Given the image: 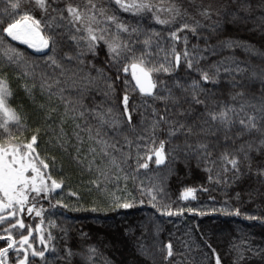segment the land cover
Segmentation results:
<instances>
[{"label":"trees","instance_id":"1","mask_svg":"<svg viewBox=\"0 0 264 264\" xmlns=\"http://www.w3.org/2000/svg\"><path fill=\"white\" fill-rule=\"evenodd\" d=\"M96 2L109 9V14L114 12L130 30L138 27L142 33H160L159 39L153 38L154 43L149 50L150 67L166 62V57L173 59V41L169 38V32L176 31L182 23L194 25L199 21L200 27L196 33L188 30L178 33L180 40L175 42V48L181 54L187 49L194 69L208 70L216 76L215 84H204L200 81L205 88L200 98L207 103L209 110L219 111L223 107H231L239 111L243 103L246 112H254L247 105L259 103L262 89L260 77L264 74V0H152L154 4L162 3L164 7L175 2L186 10L181 18L170 25L156 24L151 13L134 16L132 13L123 12L114 4V0ZM67 3L83 7L86 0H58L60 7ZM208 5L212 6L210 19L199 14L201 6ZM3 6L0 2V8ZM35 15L41 18V13L36 12ZM160 15L161 18H167L169 14L162 12ZM60 23L62 27L53 26V30L58 33L54 55L61 68L48 61V56L53 55L51 49L37 52L0 33V47L11 45L23 53L24 57L20 64L5 67L3 53H0V67H4L7 72L14 92L11 102L13 106L20 108L25 118V130L20 132L13 127L12 132L21 139H30L39 129L37 151L42 158L47 159L53 178L63 181L62 188L52 194L51 203L56 204L60 200L68 205L67 208L59 205L52 207L48 199H43L37 204L38 208L42 205L46 210L42 218L36 217L34 213L31 216L23 215L25 223L34 230L37 225L41 226L46 242L48 234L51 233L53 240L48 242L50 247L46 252L49 264H153L150 256L140 254L139 245L155 255V264H161V256L156 249L170 241L174 250V256L170 258L171 264H215V257L211 255V249L205 241L220 255L222 264H233L237 254L232 250V245L239 244L241 238L254 249L264 248V223L246 219L247 215L264 218V183L261 182L264 178L253 174L233 181L230 173L223 175L219 162V156L225 150L234 151L241 145L257 144L259 133L244 131L238 118L231 128H225L218 122L205 123L207 118L202 115L205 112L204 105H190L182 99L180 110L186 115L180 119L192 125L196 134L187 138L185 134H177L169 138L166 130H158L156 146L158 147L161 139L168 140L166 152H179L183 157L189 151L186 144L195 148L198 143H205L212 154L209 159L215 160L216 164L201 161L197 166V159L190 155L188 166L181 161H173L171 156L164 165L157 166L153 156L149 168L138 169L137 155L146 156L145 144L151 147L153 108L164 114V103L151 98H147L145 102L138 92L133 93L132 103L136 109L133 112L134 131L126 123L118 128L102 123L97 113L105 114L107 119L108 108L119 112L122 105L104 95L105 86L102 82L88 84V77H95L97 74L94 70L90 71L87 63L80 64L76 60L69 61L65 58L66 54L74 56L78 49L70 38L73 30L66 21ZM110 30L114 34L115 25H111ZM121 39L128 40V34L121 33ZM139 39L141 43L132 45L137 49V55L143 50L144 35ZM229 41L235 42V46L224 47ZM104 51L106 49L102 50L95 61L97 67L103 66ZM25 72L29 75L26 76ZM153 76L167 80L174 95L181 97L185 94L182 89L174 87L177 80L185 87L193 80H199V72L189 70L183 59L179 69L171 76L163 72L154 73ZM128 78L131 79L130 76ZM56 80L60 81L59 85L54 83ZM45 81L46 84L53 85L50 92L55 95L50 97L49 90L41 89V84ZM25 84H35L31 96L24 91ZM118 87V95L122 97V81L118 82ZM60 89L64 91L61 93ZM237 93H243V96H237ZM186 98L190 102V95ZM41 104L45 105L43 109L39 107ZM169 107H172L171 104ZM80 112H83V116ZM169 116L175 118L171 112ZM77 125L80 127L77 128ZM88 129H91L93 139H89ZM61 135L63 147L57 142V137ZM140 136L146 139H138ZM97 139L106 141L107 147L103 143H96ZM250 155L254 160L261 159L255 150ZM113 159L119 165L118 168L112 164ZM255 166L254 163L253 168ZM205 168L211 169V173L205 171ZM170 169L178 171L179 180L175 175H169ZM218 172L221 173L219 183L216 182ZM210 174L213 177L211 181ZM185 187L196 189L195 199L179 198ZM141 188H154V194L161 206L168 205L173 212L183 209V213L161 215L149 203L150 197L141 193ZM112 195L134 199L136 206L118 211L72 210L75 207L105 208ZM189 208L194 211L189 212ZM237 208L241 212L240 216L221 211L227 209L232 212ZM200 212L205 214L199 215ZM39 234L41 233L33 231L34 246L38 249L42 247L38 244ZM0 247H6V243L0 241ZM52 247L56 251H51ZM67 248H71L73 252L71 257L66 255ZM89 248H95V253H90ZM29 258L32 264H43L38 257ZM15 260L16 253L12 250L10 264L15 263ZM248 264H260V258L253 257Z\"/></svg>","mask_w":264,"mask_h":264},{"label":"snow or ice","instance_id":"2","mask_svg":"<svg viewBox=\"0 0 264 264\" xmlns=\"http://www.w3.org/2000/svg\"><path fill=\"white\" fill-rule=\"evenodd\" d=\"M0 2L4 5L3 8H0V33L6 34L11 40L27 45L28 48L35 49L37 52L51 49L53 55L48 56L47 59L51 65H55L57 68L62 66L54 55L58 33L53 30V26L60 28L62 27L60 22H67V25L73 30L70 38L75 42L78 51L74 56L66 54L65 58L69 61L76 60L80 64L87 63L90 66V71L94 70L97 74L95 77H88V84L94 85L96 81L102 82L105 86L104 95L110 96L114 101H118L122 105L119 112H114L111 107L108 108L107 119L105 114L97 113L102 123L110 124V126L117 128L121 124L126 123L134 131L133 112L136 109L132 103L133 93L138 92L140 97L145 99V102H147V98H151L153 101L164 103V114L153 108L154 119L150 126L151 147L145 144L146 156L137 155L138 169L149 168V162L153 160V156L157 166L164 165L169 156H171L173 161H181L188 166L190 155L195 156L197 159V166L200 165L201 161L216 164L215 160L209 159L212 154L208 151V145L205 143H198L195 148L191 144H186V148L189 151H186L183 157L180 156L179 152L174 154L166 152L168 140L161 139L158 147L156 146V133L158 130L161 132L166 130L169 138L175 137L177 134H185L186 138L196 134L192 125L186 124L180 119V117L186 115L184 111L180 110L181 100L183 99L185 103H190V105H204L205 112L202 115L207 118L204 121L205 123L209 121L218 122L225 128H231L238 118L239 124L244 131L259 133L257 144L248 143L246 146L241 145L239 149L234 151L225 150L220 154L219 162L223 175L226 176L230 173L233 181H239L253 174L258 178H264V74H261L260 77L262 89L259 103H249L247 105V107L254 109L253 113L249 114L246 112L245 104L243 103L240 105L239 111L231 107H223L219 111L209 110L207 103L200 98L201 93L205 92V88L200 81H203L204 84H215L217 82L216 76L212 75L208 70L194 69L193 61L189 58L187 49L181 54L175 48V42L180 40L178 33L185 30L196 33L200 27L199 21H196L194 25L182 23L176 31L169 32V38L173 41L171 49L173 59L166 57V62L160 63L159 66L153 65L150 67L149 50L154 43L153 38L159 39L160 33L156 31L142 33L138 27L130 30L129 26L121 22L114 12L109 14V9L98 4L96 0H86L83 7L72 3H67L64 7H60L58 0H0ZM114 4L121 11L132 13L134 16H143L146 13H151L152 19L159 25H170L186 12L181 5L175 2L168 7H164L162 3L154 4L152 0H114ZM245 7H250V5H245ZM36 12L41 13V18L36 17ZM162 12H167L169 14L168 17L161 18L160 13ZM199 14L210 19L212 6H201ZM111 25H115L116 31L114 34L110 30ZM121 33H127L128 40H122ZM141 35H144L142 40L143 50L137 55V49L132 45L141 43L139 39ZM184 39L185 43H187V38L185 37ZM233 46H235V42L232 41L224 44V47ZM105 49L103 66L97 67L95 61L102 50ZM0 53H3L5 67L18 65L24 60L23 53L17 51L11 45L0 47ZM89 57L91 59H88ZM182 59L186 62L189 70L199 72V80H193L187 87L178 80L176 81L174 87L182 89L185 94L183 97L174 95L173 89L169 87L167 80H160L153 76L154 73L161 72L171 76L181 66ZM63 74L64 71L62 70L61 75ZM25 75L27 76L29 73L25 72ZM129 76L131 79L128 78ZM120 81L123 84L122 97L118 95V82ZM54 83L59 85L60 81L56 80ZM233 86L235 87L236 85L234 84ZM23 87L24 91L31 96L35 84L31 86L25 84ZM52 87L53 85L46 84V81L41 84L42 90H49L50 97L55 95V93L50 92ZM60 91L62 93L64 89H60ZM187 95L191 97L190 102L186 98ZM236 95L243 96V93H237ZM13 96L14 92L10 86L8 74L4 67H0V241L6 243V247H0V264H10V252L12 250L16 253L15 264H32L29 257H38L43 261V264H49L46 259V252L49 251L50 247L48 242L53 240L51 233L48 234V242H46L41 226L37 225L34 230L25 223L23 215L25 212L29 216L34 213L36 217L42 218L46 210L42 205L38 208L37 204L43 199H48L52 207L59 205L67 208L68 205L63 204L60 200H57L56 204L51 203L52 194L57 189L62 188L63 181L53 178L47 159L42 158L37 151L39 129L31 135L30 139L27 137L21 139L13 134V127L20 132L25 130L24 115L19 107L13 106L11 102ZM235 98L234 96L233 99ZM169 104H171V108ZM81 106L83 107V105ZM39 107L43 109L45 105L41 104ZM173 109H175V112H173ZM52 111H55V109H52ZM170 112L173 113L175 118L169 116ZM257 113H259V116H257ZM65 115H67V111ZM80 115L83 116V112H80ZM79 127L77 125V128ZM88 132L89 139H93L91 129H88ZM61 133H63V129H61ZM97 136H99V132H97ZM79 138L77 135V139ZM138 139L145 140L146 138L140 136ZM57 142L61 143L63 147L62 135L57 137ZM96 143H103L107 147L106 141L97 139ZM253 150L258 153L261 159L254 160L250 155ZM91 151L94 152L95 149H91ZM77 152H79V149ZM104 154L107 155V152ZM79 162L83 163V161ZM254 163L256 165L255 168H253ZM91 164L92 162L90 161V167ZM112 164L117 168L119 167L115 159L112 160ZM205 171L211 173L209 168H205ZM169 175H175L177 180L180 179L176 170L170 169ZM220 176L221 173L218 172L217 183L221 182ZM212 179L213 177L210 174L209 180L211 181ZM261 182L264 183V180ZM93 183L96 182L93 181ZM154 192V188L147 190L141 188V193L150 197L149 203L161 215L173 216L183 213V209L173 212L170 206H161ZM195 192L196 189L185 187L179 198L181 200L195 199ZM70 195H75V193H70ZM140 203L142 204L143 200ZM135 206L136 202L134 199L129 200L126 197L112 195L105 208H100L99 206H94L91 209L75 207L72 210L92 212L118 211L120 209H132ZM188 211L193 212L194 210L189 208ZM221 211L229 215H241L238 208L232 212H228L227 209H221ZM198 214L204 215L205 213L200 212ZM246 219L260 220L264 223V218L254 215H247ZM33 231L41 233L39 244L42 247L40 249L34 246ZM205 244L211 249V255L215 257V264H222V258L212 248V245L207 241H205ZM138 250L141 255L150 256L153 259V264H155L154 254H150L143 245H139ZM232 250L237 254L233 264H248V261L256 256L260 258V264H264V248L254 249L243 238H241L239 244L232 245ZM51 251H56L55 247H52ZM95 251V248H89L90 253H95ZM156 251L161 256V264H171L170 258L174 256L171 241L160 245ZM249 253L251 255H247ZM66 255L68 257L73 255L71 248L66 249ZM89 259H91V256H89ZM134 264H138V262H134Z\"/></svg>","mask_w":264,"mask_h":264},{"label":"rangeland","instance_id":"3","mask_svg":"<svg viewBox=\"0 0 264 264\" xmlns=\"http://www.w3.org/2000/svg\"><path fill=\"white\" fill-rule=\"evenodd\" d=\"M24 214H25V215H28L27 212H25ZM40 235H41V234H39V235H38V238H37V239H38V244H39V238H40ZM39 245H40V244H39ZM13 264H15V263H13Z\"/></svg>","mask_w":264,"mask_h":264},{"label":"water","instance_id":"4","mask_svg":"<svg viewBox=\"0 0 264 264\" xmlns=\"http://www.w3.org/2000/svg\"><path fill=\"white\" fill-rule=\"evenodd\" d=\"M35 50V49H34ZM36 51V50H35Z\"/></svg>","mask_w":264,"mask_h":264}]
</instances>
